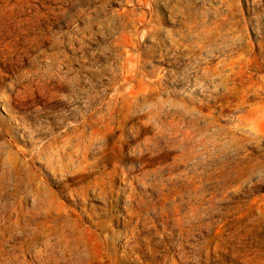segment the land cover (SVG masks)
<instances>
[{
    "label": "bare ground",
    "instance_id": "1",
    "mask_svg": "<svg viewBox=\"0 0 264 264\" xmlns=\"http://www.w3.org/2000/svg\"><path fill=\"white\" fill-rule=\"evenodd\" d=\"M135 1L120 13L134 28L122 23L99 73L107 84L84 85L74 72L75 103L65 117L40 132L19 123L32 149L0 140V264H188L183 245L159 249L160 241L143 232L149 224H162L174 235V226L182 237L191 234L212 184L221 189L233 184L223 166L212 171L225 144L264 140L259 0H245L256 15L243 24L234 12L242 0H222L225 11L192 18L165 48L190 59L175 69L149 68L154 54L143 52L133 34L150 37L162 29L156 10L161 0ZM172 2L163 0L168 7ZM250 30L260 34L255 43L247 40ZM30 31L22 24L0 25L6 44L0 71L14 60V38L36 37ZM35 76L48 80L53 73L35 67L10 89L27 88ZM231 106L242 112L224 126L220 120ZM95 200L101 204L91 203ZM94 238L101 243L93 245Z\"/></svg>",
    "mask_w": 264,
    "mask_h": 264
},
{
    "label": "rangeland",
    "instance_id": "2",
    "mask_svg": "<svg viewBox=\"0 0 264 264\" xmlns=\"http://www.w3.org/2000/svg\"><path fill=\"white\" fill-rule=\"evenodd\" d=\"M135 3V0H0V25L22 24L30 27L31 34L36 36L12 37L14 60L8 61L0 71L1 141L15 148L32 149L34 144L20 133L19 123L25 122L39 128L40 132L50 130L49 127L65 117L75 103L70 98V79L74 72L79 73L84 85L107 84V78L99 73L114 52L113 43L120 35L122 23H130V28H134L120 13L124 8L134 7ZM258 4L260 12H264V0H259ZM248 7L242 0L234 11L241 24L245 18L256 15L248 12ZM156 10L162 29L150 37H142L134 31V38L136 42L141 41L143 52L154 54L149 68L175 69L190 59L186 52L166 51V46L171 45L169 39L179 37L195 16L212 15L225 8L222 0H173L170 7L161 0ZM259 39L258 32L249 31L247 40L255 43ZM3 41L0 36V49L6 46ZM35 67L41 72L51 68L52 79L35 76L27 88L10 89L11 82ZM23 91L24 94L19 93ZM6 92L12 96L5 95ZM230 108L233 110L229 115L220 120L224 126L233 124V114L242 112L236 106ZM224 150L212 171H219V166H223L233 184L227 189L219 188L217 182L212 184L204 195L205 213L195 221L192 233L182 237L175 226L174 235L162 224L156 228L149 224V230L143 235L155 237L156 243L160 241L159 249L183 245L188 264H264V140L253 139L239 145L227 143ZM37 166L42 167V164ZM149 191L156 194L152 189ZM61 198L71 205L65 195ZM91 203L101 204L97 200ZM216 239L221 246L216 244ZM91 243L98 245L101 241L94 238ZM116 248L120 255L124 254L119 244ZM145 259L150 257L145 256Z\"/></svg>",
    "mask_w": 264,
    "mask_h": 264
}]
</instances>
